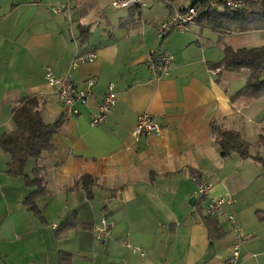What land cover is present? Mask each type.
Returning <instances> with one entry per match:
<instances>
[{
  "label": "crops",
  "instance_id": "0c3cea01",
  "mask_svg": "<svg viewBox=\"0 0 264 264\" xmlns=\"http://www.w3.org/2000/svg\"><path fill=\"white\" fill-rule=\"evenodd\" d=\"M59 2L67 3L0 0V137L14 130V111L27 96L42 99L46 122L64 118L54 149L27 166L30 175L36 166L42 169L46 193L38 204L49 224L23 206L29 193L20 196L26 213L11 206L0 218V262L13 264L16 243L29 247L34 241L46 256L54 242L57 264L61 251L72 254V264H229L231 225L207 213V201L194 182L199 178L211 184L212 196L237 198L227 210L236 213L250 236L239 264H264V97L240 94L248 69L215 66L226 48L263 46L264 30L219 32L194 23L162 40L160 23L191 6L190 0H146L145 6L122 8L119 17L104 13L100 18L95 6L77 12L72 5L68 12L55 13L52 5ZM152 51L173 55L169 76H154ZM91 54L93 60L73 66L75 59ZM48 67L81 86L93 78L95 100L80 105L79 115L66 116L45 78ZM110 84L118 94L117 106L105 123L94 126L91 116ZM145 112L162 132L137 140L133 130ZM215 124L240 133L251 144V156L223 155ZM9 160L0 148V189L30 192L23 177L7 174ZM85 175L96 180L91 197L81 185ZM198 208L217 221L215 236ZM73 214L78 227L58 237L56 228ZM104 221L111 226L105 247L96 242ZM128 244L142 247L146 255Z\"/></svg>",
  "mask_w": 264,
  "mask_h": 264
},
{
  "label": "trees",
  "instance_id": "16d2710c",
  "mask_svg": "<svg viewBox=\"0 0 264 264\" xmlns=\"http://www.w3.org/2000/svg\"><path fill=\"white\" fill-rule=\"evenodd\" d=\"M190 1L192 6L198 8L195 23L204 27L219 32L264 30V0H247L246 5L238 9L224 5L213 7L211 5L212 0ZM81 28L86 31L85 27L81 26ZM219 65H223L225 70L232 72L248 69L250 75L240 94L251 98L264 97V45L242 47L238 50L226 48L224 60L215 66ZM42 104L43 101L38 95L27 96L22 99L21 105L15 109L13 114L15 128L0 137V148L10 155V160L7 162V174L15 178L23 177L25 185L28 189H31L23 200V206L41 224L48 225V220L38 204L39 197L46 193L42 169L36 166L32 170V175H30L27 173V166L31 159L38 160L44 152L54 149L53 139L62 130L64 118L62 117L53 123L46 122L42 115ZM213 128L218 133L223 155L227 156L237 152L242 158L251 156V144L245 141L240 133L225 130L216 124L213 125ZM94 182L96 180L94 181V178L90 175H85L81 179V185L88 189L90 197L92 192L89 188ZM197 212L206 224L210 236H215V232L218 230L217 221L213 217L204 216L200 208ZM77 227L76 214H73L61 222L55 233L58 237H62L69 230H74ZM83 228L93 229L90 225H84ZM110 230L111 226L108 225L107 232L109 233ZM106 239L103 241L104 244L107 242ZM0 264L2 263L0 262ZM59 264H72V254L61 251L59 253Z\"/></svg>",
  "mask_w": 264,
  "mask_h": 264
},
{
  "label": "built area",
  "instance_id": "2783aa9c",
  "mask_svg": "<svg viewBox=\"0 0 264 264\" xmlns=\"http://www.w3.org/2000/svg\"><path fill=\"white\" fill-rule=\"evenodd\" d=\"M247 0H212L213 7L228 6L233 9L242 8L246 5ZM115 8H129L132 6H145L146 0H114L112 3ZM70 5L68 3L59 2L52 5V10L55 13L68 12ZM198 14L196 6H189L182 11L174 12L169 18L162 21L158 29V37L164 39L169 33L173 31L186 32L194 23L195 17ZM69 16L71 17L70 13ZM94 54L86 57H78L73 62L76 67L80 63L88 60H93ZM173 55L159 54L156 51L151 52L150 67L155 77L163 78L169 76L172 70ZM45 78L50 87L55 90L58 100L64 107V112L67 116L74 117L80 113V105H87L92 100H95L93 86L94 79L90 78L86 83L81 86L77 84L70 75H57L51 67L46 69ZM118 103V94L115 91L113 84H110L107 92L98 103L95 111L91 116V124L94 126L101 125L106 122L108 115L113 111ZM162 132V125L150 113H141L138 116L137 124L133 130L134 137L139 140L142 136L151 134H160ZM197 192L201 197L207 201L206 211L212 216H221L226 220L232 228L234 234L233 252L230 256L229 264H239L242 245L250 238L245 234L238 217L234 211L229 212L227 207L234 208L237 204V198L232 194H227L222 197H214L211 195V184L199 178H194ZM107 222H103L102 227L96 230V238L99 241H104L107 238ZM129 247L135 253H139L143 257L146 252L140 246Z\"/></svg>",
  "mask_w": 264,
  "mask_h": 264
},
{
  "label": "rangeland",
  "instance_id": "374dc122",
  "mask_svg": "<svg viewBox=\"0 0 264 264\" xmlns=\"http://www.w3.org/2000/svg\"><path fill=\"white\" fill-rule=\"evenodd\" d=\"M114 0H66V2L71 6H74L73 9H75L77 12H80L82 10L84 11H91L92 8L95 6L96 11L98 12V17L100 18L104 13L108 15H112L114 17H119V14L124 13L125 10H121V8H115L113 7L112 3ZM98 18V19H99ZM102 19H99L98 22H101ZM30 171V170H29ZM29 192L26 188H23V191H19L17 189H8L5 188L4 190L0 189V218L5 214L6 209H11V206H13V209L19 208V210L23 211L20 213H26L25 209L21 206L20 203H18L20 196H25ZM6 194L12 197H7ZM10 198V201L8 203V199ZM8 203V207L5 206V204ZM20 213H17V216L20 215ZM30 218L34 219L31 214H28ZM107 240V239H106ZM97 244L105 247L104 242L97 241ZM17 254L15 258H13V264H57V254L53 250L55 249L54 242L50 244L47 251V256L43 255L41 250L39 249L40 243L37 242H30L29 247L25 244H22V241H18L17 243ZM25 247H28L29 249L25 251ZM104 253H106V250L104 249ZM12 260V259H11Z\"/></svg>",
  "mask_w": 264,
  "mask_h": 264
},
{
  "label": "water",
  "instance_id": "95a60500",
  "mask_svg": "<svg viewBox=\"0 0 264 264\" xmlns=\"http://www.w3.org/2000/svg\"><path fill=\"white\" fill-rule=\"evenodd\" d=\"M197 199L194 197L192 200H191V202L193 203V202H195Z\"/></svg>",
  "mask_w": 264,
  "mask_h": 264
}]
</instances>
